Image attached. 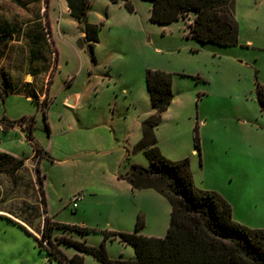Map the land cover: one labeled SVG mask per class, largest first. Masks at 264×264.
<instances>
[{
    "label": "rangeland",
    "instance_id": "rangeland-1",
    "mask_svg": "<svg viewBox=\"0 0 264 264\" xmlns=\"http://www.w3.org/2000/svg\"><path fill=\"white\" fill-rule=\"evenodd\" d=\"M22 1L25 7L0 0V154L31 161L13 176V163L0 158V264H58L37 240L47 216L39 167L52 222L97 232L57 229L55 238L99 247L102 232L133 231L131 215L144 216V232L166 237L167 199L134 191L121 178L133 164L150 167L145 154L134 151L142 122L154 113L148 69L173 75L175 99L158 132L162 154L171 162L190 158L198 189L224 197L237 222L264 229V113L256 93L257 83L264 84V0H240L236 47L198 43L187 37L183 23L151 22L147 0H132L134 13L112 0H92L89 21L100 39L93 52L67 0ZM11 26L15 30L5 35L3 27ZM44 30L49 38L43 40ZM40 49L47 55L44 66L35 63L42 59ZM25 116L36 119L34 143L48 157L35 156L21 127H4V120ZM196 127L201 155L195 151ZM77 194L83 200L75 211ZM61 249L70 257L77 253ZM106 249L115 258L134 253L118 241L108 240ZM86 264L101 263L89 256Z\"/></svg>",
    "mask_w": 264,
    "mask_h": 264
},
{
    "label": "trees",
    "instance_id": "trees-1",
    "mask_svg": "<svg viewBox=\"0 0 264 264\" xmlns=\"http://www.w3.org/2000/svg\"><path fill=\"white\" fill-rule=\"evenodd\" d=\"M13 1L25 7L22 0ZM112 1H123L131 13L135 12L132 0ZM147 1L153 5L150 17L153 23L169 26L181 20L187 21L194 15V22L187 25L188 38L219 47H236L239 44L240 25L236 18V0ZM67 3L71 19L84 28L83 39L93 52L100 39L98 26L89 21L92 0H67ZM146 84L154 113L142 122V138L134 151L144 153L150 167L133 164L121 178L134 191L153 189L167 199L171 213L166 237L145 236L142 233L146 226L145 218L139 215L134 232H102L104 240L99 247L69 236L55 238L54 231L57 229L78 232L84 236L97 232L52 222L47 210L46 177L40 176L42 171L39 167L36 179L47 216L41 231L42 239L37 240L41 245L47 246L50 260L58 264H85L84 256L90 255L101 264H264V229H251L237 222L231 204L224 197L216 192L198 189L194 183L190 158L171 162L159 148L156 129L175 98L173 75L162 70L148 69ZM5 85V92L10 94V83L6 81ZM256 93L264 113V84L257 83ZM44 119L50 133L47 113ZM35 123L34 117L25 116L16 121L4 120V127L11 129L19 126L26 131L29 142L34 146L35 156L41 159L43 155L48 157V152L34 143ZM195 147L201 155L197 127ZM0 158L13 163L10 170L13 176H16V172L26 162L9 153H1ZM109 239H119L121 243L131 246L135 251V258L113 260L106 249ZM61 246L74 248L77 254L70 257Z\"/></svg>",
    "mask_w": 264,
    "mask_h": 264
},
{
    "label": "crops",
    "instance_id": "crops-1",
    "mask_svg": "<svg viewBox=\"0 0 264 264\" xmlns=\"http://www.w3.org/2000/svg\"><path fill=\"white\" fill-rule=\"evenodd\" d=\"M23 2V1H22ZM24 3V2H23ZM43 3V2H42ZM25 4V3H24ZM44 4V3H43ZM115 4H118V5H122L123 7H125V4H124V2L123 1H120L119 3H115ZM239 5H240V0H236V18L238 17V8H239ZM21 7H23V6H21ZM152 7H153V5L151 4V8H150V12H149V18L151 17V10H152ZM90 15V14H89ZM41 16H42V18H43V21H45V18H44V11H41ZM194 20H195V16L194 15H191L190 17H189V19L187 20V21H184V20H181V21H179L178 23H183L184 24V28H186V31H187V34L189 33V30L187 29V25H190V24H192L193 22H194ZM151 21V20H150ZM16 27V26H15ZM3 31H5V35H7L8 33L10 34V30H15V28H14V26H11L9 29L7 28V27H3V29H2ZM19 30V29H18ZM11 34H12V32H11ZM46 34V36L49 38V34L47 33V31L46 30H44V34H42V37H41V39H43L44 40V35ZM50 40V39H49ZM42 50V51H41ZM40 51H41V53L39 54L40 56L39 57H41L42 59L41 60H39V59H36L35 60V63H37V64H39V66H44L45 64V60L44 59H46L47 57V55H46V53H44V51H43V49H40ZM37 55V54H36ZM31 75H29V77H30ZM40 76H45V74L44 73H41L40 74ZM37 77V76H36ZM35 79V78H34ZM36 93H37V95H39V92L38 91H36ZM28 100H32V98L31 97H28L27 98ZM175 99V98H174ZM166 113V112H165ZM165 113H164V115H165ZM164 115H163V121H162V123L160 124V126L156 129V135H157V138H158V145H159V147H160V149H161V151L163 152V154L166 156V154H165V150H164V147H163V144H162V141H161V137H160V135H159V128L162 126V124H163V122H164ZM17 127H19V126H16V127H14V128H11V129H16ZM141 133H142V128H141ZM141 137H142V134H141ZM141 140V139H140ZM195 151H197L196 149H195ZM14 156V155H13ZM15 157L16 158H20V157H18V156H16L15 155ZM35 157V156H34ZM22 159V158H21ZM31 160L30 159H27L26 160V162H25V166L26 165H28V163L30 162ZM128 185H129V187H130V189H132L133 190V188H132V186L128 183ZM144 190H148L149 192H156L155 190H153V189H144ZM137 191H142V190H137ZM158 193V192H157ZM161 195V194H160ZM46 199H47V197H46ZM82 200H83V195H82ZM81 200V201H82ZM79 206H80V203H79V205H78V207L76 208V209H73V210H75V211H77L78 209H79ZM171 213V212H170ZM129 216H130V214H129ZM133 218V224H134V226H135V229H136V222H137V219H138V217H136V216H130L129 217V219H132ZM170 223V222H169ZM145 228H146V226H145ZM135 229L132 231V230H126V229H122L120 232H127V231H132V232H134L135 231ZM145 231V229L143 230V234L145 235V236H149V237H158V235H156V234H151V233H149V232H144ZM110 241H112V242H116V241H118V242H120V240L119 239H109ZM86 242H87V240H85ZM121 243V242H120ZM121 244H123V243H121ZM123 245H125V244H123ZM92 246V245H91ZM125 246H128V245H125ZM77 254V253H76ZM75 255V254H74ZM74 255H72V256H74ZM90 255H85L84 257H85V264L87 263V260H88V257H89ZM135 251H134V253L133 252H131V253H129V254H127V256H124V255H121L119 258H115L114 256H110L113 260H118V259H121V258H124V259H134L135 258ZM94 258V257H93Z\"/></svg>",
    "mask_w": 264,
    "mask_h": 264
},
{
    "label": "built area",
    "instance_id": "built-area-1",
    "mask_svg": "<svg viewBox=\"0 0 264 264\" xmlns=\"http://www.w3.org/2000/svg\"><path fill=\"white\" fill-rule=\"evenodd\" d=\"M81 200H82V195L81 194L75 195L73 197V199H72V202H71L72 203V208L76 209L78 207L79 203L81 202Z\"/></svg>",
    "mask_w": 264,
    "mask_h": 264
},
{
    "label": "water",
    "instance_id": "water-1",
    "mask_svg": "<svg viewBox=\"0 0 264 264\" xmlns=\"http://www.w3.org/2000/svg\"><path fill=\"white\" fill-rule=\"evenodd\" d=\"M29 78V77H28Z\"/></svg>",
    "mask_w": 264,
    "mask_h": 264
}]
</instances>
